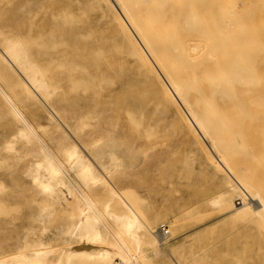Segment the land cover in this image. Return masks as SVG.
<instances>
[{
	"label": "rangeland",
	"instance_id": "1",
	"mask_svg": "<svg viewBox=\"0 0 264 264\" xmlns=\"http://www.w3.org/2000/svg\"><path fill=\"white\" fill-rule=\"evenodd\" d=\"M52 1L39 0L32 9L25 1L21 6L12 2L0 14L21 21V39L31 40L34 35L26 30L28 21H39L52 13ZM62 1L71 8L60 11L61 18H69L73 23L67 35L69 45L59 46L52 55L39 54L40 47L39 50L34 48L32 54V62L43 70L50 94L37 95V102L27 99L19 106L36 125H44L37 129L40 135L43 136L45 128L58 135L57 123L74 143L79 147L83 144L85 150L82 146L81 149L86 155L91 152L99 155L108 173L114 176L113 181L118 182L113 184L121 186H117L119 191L114 193L118 196L107 192L94 196L100 208L108 204L105 219L112 231L118 230L117 227L121 229L124 244L132 257L142 260L143 264H264V217L255 215L242 219L234 216L231 203L241 202L236 206L242 205L244 201L239 196L242 191L227 192L232 183L240 180L218 165L220 160L216 150L208 146L206 136L199 129L197 139L180 122L175 106L168 108L165 104V109H159L154 98L148 96L143 81L144 78L150 82L147 70L129 47L120 48L115 43L116 35L113 37L106 23L112 16L102 15L107 9L104 1L101 11L92 7L93 0ZM197 1L195 30L219 36L223 29H244L246 42L260 47L258 53L264 54V0ZM230 13L240 19V25L227 26ZM131 31L160 73L137 34ZM58 35L51 41H59ZM46 39L42 37L37 42L43 47ZM259 60L264 62V56ZM16 74L24 79L20 73ZM163 80L166 82L164 77ZM8 109L0 100V262H21V249L26 245L25 230L31 227L38 236L30 234V243L43 236V242L53 250L43 264H66L64 251L75 246L66 244L69 235L64 230L71 220L57 205L54 209L44 208L51 202L37 195L38 190L33 184V188H29L31 178L24 175L28 160L5 149L6 142L19 128ZM54 111L60 118L55 117ZM50 112L53 120L48 116ZM105 117L111 122L118 120L128 124L132 128L127 125L128 129L137 138L131 146L128 142L121 143L126 147L120 155L106 149L116 134L112 128L99 123ZM65 121H70L68 127ZM254 138L255 132L250 128L242 135L245 145L250 147L256 144H252ZM21 140L15 143L18 150L23 146ZM60 141L67 145L66 139ZM203 144L208 147L203 149ZM208 153L215 157L213 161L208 158ZM122 159L131 164L125 161L122 168H113V163ZM257 164L255 160L249 161V165ZM107 175L104 176L108 179ZM222 196H227V200L221 202ZM248 198L245 197V202ZM118 199L125 205L117 203ZM127 205L137 217L133 225L124 211ZM163 224L168 237L153 244L152 231ZM107 238L109 242L113 241V233H108ZM107 245L113 244L98 243L99 247ZM26 249L27 255L34 257L32 245Z\"/></svg>",
	"mask_w": 264,
	"mask_h": 264
},
{
	"label": "bare ground",
	"instance_id": "2",
	"mask_svg": "<svg viewBox=\"0 0 264 264\" xmlns=\"http://www.w3.org/2000/svg\"><path fill=\"white\" fill-rule=\"evenodd\" d=\"M24 1L31 9L39 2L0 0V11L4 12L12 2L21 6ZM103 1L107 9L102 15L112 16L106 23L113 37L116 35L115 43L120 48L129 47L132 55L147 70L150 82L144 78L143 81L147 86L148 96L154 98L159 109H165V104L168 108L175 106L180 122L197 139L199 129L206 136L210 144L208 146L216 150L220 160L218 165L240 180L232 183L227 192L233 194L238 189L242 191L239 194L244 201L242 205L236 206L241 202L231 203L234 216L242 219L255 215L264 217V62L259 60L264 54L258 53L260 47L246 42L244 29H223L219 36L199 33L193 28L197 22V0H93L92 7L101 11ZM52 2V13H47L39 21H28L26 30L34 35L31 40L21 39V21H15L13 17L5 18L0 14V100L9 107L8 110L19 123L18 130L6 142L5 149L18 153L22 160H28L24 175L31 178L29 188L32 189L33 184L39 191L37 195L51 202L44 208L57 205L71 220L64 231L69 235L66 244L75 246L64 251L66 264H143L142 260L132 257L124 244L121 229L117 227L118 230L112 231L109 226L105 219L108 204L105 203L102 209L98 205V199L94 197L99 192L113 195L121 187L120 184H113L116 180L113 181L114 176L108 173L99 155L89 151L86 152L90 155H86L81 149L83 144L78 140L80 147L74 143L56 122V130L60 131L58 135V132L51 133L52 130L46 128L43 136L40 135L37 129L44 125H36L27 111L19 106L20 102L22 104L27 99L37 102V95L50 94L47 92L49 85L43 76V70L32 62L33 49L40 47L39 54L52 55L59 46L66 47L70 43L67 35L70 34L73 23L69 18H61L60 11H70L71 8L62 0ZM55 9L57 12H54ZM227 17V26L240 25V19L233 13ZM131 29L149 52L160 73ZM57 35L59 41H51ZM42 37L47 38L43 47L37 42ZM16 73H20L24 79ZM175 96L184 109L180 108ZM149 104L156 109L151 100ZM53 114L59 117L56 111ZM53 114H48L51 120ZM69 123L70 121L66 122L65 126L68 127ZM99 123L112 128L115 136L120 138L118 140L114 136L112 142L108 143L111 145L106 143V149L114 151L112 154L120 155L126 147L121 143L128 142L129 146L136 143L137 138L128 129L127 123L128 126L118 120L111 122L107 117ZM247 128L255 132L252 144H256L252 147L245 145L242 139ZM19 139H22V151L15 147ZM60 139H66L67 145H63ZM208 146L202 145L203 149ZM208 158L211 161L215 159L209 153ZM254 160L258 164L249 165V161ZM125 161L131 164L129 160L122 159L114 162L113 168H122ZM21 168L24 170L23 166ZM102 172L105 176L108 174V179L113 178L112 181L105 178ZM243 190L249 194V198ZM226 197L222 196L221 202L227 200ZM245 197L248 198L246 202ZM117 203L125 205L122 199H118ZM125 208L124 211L130 217L129 223L137 222L131 207L127 205ZM164 226L165 224L152 231L153 244L168 237ZM110 232L113 233L114 240L109 242L107 235ZM30 234L38 236L31 227L25 230L26 245L21 249V262L13 264H43L53 252L43 242V236L30 243ZM99 242L113 245L99 247ZM30 245L34 248V257L31 258L26 249Z\"/></svg>",
	"mask_w": 264,
	"mask_h": 264
},
{
	"label": "built area",
	"instance_id": "3",
	"mask_svg": "<svg viewBox=\"0 0 264 264\" xmlns=\"http://www.w3.org/2000/svg\"><path fill=\"white\" fill-rule=\"evenodd\" d=\"M165 232L167 233V230H165Z\"/></svg>",
	"mask_w": 264,
	"mask_h": 264
}]
</instances>
